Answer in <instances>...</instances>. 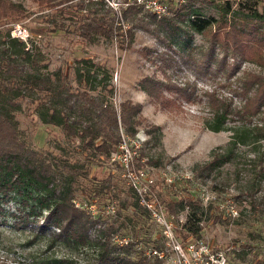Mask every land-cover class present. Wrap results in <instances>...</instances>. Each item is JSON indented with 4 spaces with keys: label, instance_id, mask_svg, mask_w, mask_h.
<instances>
[{
    "label": "rangeland",
    "instance_id": "rangeland-1",
    "mask_svg": "<svg viewBox=\"0 0 264 264\" xmlns=\"http://www.w3.org/2000/svg\"><path fill=\"white\" fill-rule=\"evenodd\" d=\"M12 1L23 6L25 16L19 20H0V40L6 32L14 36L12 32L19 26L23 37H16L25 42L30 57L37 55L35 72L58 70L66 75L65 80L72 90L85 89L116 108L127 98L142 104L143 119L135 136L128 137L120 129L121 139L124 136L131 154L130 166H125L124 170L120 162L122 155L118 157L117 154L121 153L120 148L110 158L93 161L87 177L98 182L109 180V191L89 200L87 192L82 189L77 193L76 205H83L96 217L100 215L109 219L118 201L111 195L121 192L120 196H126L130 187L133 188L126 175L127 168H145L153 179L148 194L156 202V213L150 211V217L142 223L137 222L134 228L140 239L136 246L144 254L155 258L152 249H157L162 253V256L157 255L163 259L162 264H264V210L260 212L249 204L250 194L255 197L264 195V177L258 185L257 180H252V145H238L234 157L207 176L199 177V172H192L195 165L209 160L215 147L221 145V151L224 150L232 134V129L228 128L238 124L236 120H229L225 128L218 131L206 125V120L212 116L211 90H215L218 96L228 94V88L221 86V82L227 80L238 84L245 72L262 71V68L242 60L238 71L229 79L223 68L218 73L205 74L199 70L197 62L207 47V38L194 32L189 47L185 48L191 58L180 60L175 43L163 42L150 31L123 18L120 8L127 2L122 0H104L97 4L86 0L84 8L79 6L80 0H55L53 5L42 3V0ZM224 2L239 13L257 10L264 16V0H215V3L129 0L130 4L141 8L137 15L145 20H150L151 14L157 17L171 15V8L189 3L196 14L217 18L221 10L218 4ZM87 14H96L104 22H111L114 17L122 26L121 34L112 37L96 35L93 40H86L79 33V24ZM221 54L216 47L215 56L219 58ZM228 61L232 62V58L228 57ZM147 77L161 81L162 92L167 98L164 105L152 99L142 88ZM178 86L185 90L189 87L188 98L175 90ZM38 100L18 99L19 106L13 113L21 138L44 155L87 162L85 153L75 147L78 140L67 138L59 126L41 120L36 109ZM235 100L237 103L238 99ZM153 125H158L159 129ZM136 143L138 147L134 145ZM259 151L264 158V141ZM89 179L82 180L87 187L91 182ZM181 198L198 204L201 227L198 239L193 235L182 237L187 209L172 214L165 208L169 201ZM19 199L17 194L8 199L0 198V264H32V260L39 256L72 257L80 262L86 253H92L90 249H76L63 241L49 244L47 237H35L32 220L36 214L22 221L13 215L21 213ZM108 201L114 203L103 206ZM229 203L234 205L235 214L227 209ZM131 212L132 208L123 211L124 214ZM131 232L126 224L114 235L113 241L118 245L125 244L122 240L129 238ZM173 241L181 245L182 251L174 249ZM157 242L160 248L156 247ZM190 243L192 250H188Z\"/></svg>",
    "mask_w": 264,
    "mask_h": 264
},
{
    "label": "trees",
    "instance_id": "trees-1",
    "mask_svg": "<svg viewBox=\"0 0 264 264\" xmlns=\"http://www.w3.org/2000/svg\"><path fill=\"white\" fill-rule=\"evenodd\" d=\"M53 1L42 0V3L53 5ZM88 1L96 4L104 2ZM200 1L215 3V0ZM86 2L80 0L78 3L84 8ZM122 2H127L125 7L120 8L123 18L150 31L163 42L175 43L180 60L190 56L185 48L189 47L194 32L207 38V47L197 62L199 70L205 74L218 73L223 68L226 70L225 77L229 79L238 71L242 60L262 68V71L245 72L238 84L227 80L221 82V86L228 88V94L218 96L215 90H211L209 103L212 116L206 120V125L218 131L224 129L229 120H236L238 124L228 128L232 129V134L223 151V146L215 147L209 160L192 169L193 173L199 172V177L207 176L215 168L230 161L238 145L250 144L254 154L252 180H257L258 185L264 177V158L259 151L264 141V16L257 10L239 13L228 2H224L218 4L221 10L217 18L204 17L196 14L189 3L171 8V15L157 17L151 14V19L145 20L137 15L141 9L139 6L130 4L129 0ZM24 16L21 4L0 0V20H19ZM85 19L79 24V33L86 40H93L96 35L112 37L113 34H121L122 26L119 20L116 23L114 17L111 22H104L96 14H87ZM129 36L132 37V31ZM26 47L24 41L10 36L9 32L0 40V198L20 195L21 213L13 215L22 221L36 214L32 220L35 237L45 236L49 244L63 241L76 249L92 250L80 262L72 257L39 256L32 260V264H162L163 259L157 255L149 258L136 246L140 239L134 228L137 222L147 220L151 212L140 202L139 195L132 187L126 196H120L121 192L111 195L117 197L118 201L109 219L101 218L100 215L96 217L86 211L83 205L81 207L75 203L77 193L82 189L87 192L89 200L109 191L110 181L89 179L88 168L93 165V161L110 158L117 150L121 142V128L126 136H135L143 119L142 104L127 98L116 108L111 102L85 89L72 90L65 80L66 75L58 70L35 72L33 67L37 63V55L30 57ZM216 47L222 53L219 58L215 56ZM228 57L232 58V62L228 61ZM142 85L152 99L164 105L167 101L164 99L167 98L162 92L161 81L147 77ZM166 88L170 89V86ZM175 90L186 98L191 92L189 87L185 90L178 86ZM26 97L39 99L36 109L44 123L59 126L67 138L78 140L75 147L85 153L87 162L44 155L21 138L13 111L19 106L18 99ZM153 127L159 129L158 125ZM87 179L91 181L88 187L83 183ZM109 203L114 202H104L103 206ZM249 204L251 208H258L262 212L264 195L255 197L250 194ZM130 208L131 214L123 213ZM165 208L172 214L187 209L182 237H200L198 204L181 198L169 201ZM126 224L130 226L131 236L125 244L118 245L113 237ZM156 247L160 248L158 242Z\"/></svg>",
    "mask_w": 264,
    "mask_h": 264
},
{
    "label": "built area",
    "instance_id": "built-area-1",
    "mask_svg": "<svg viewBox=\"0 0 264 264\" xmlns=\"http://www.w3.org/2000/svg\"><path fill=\"white\" fill-rule=\"evenodd\" d=\"M156 11L159 12V10H157V9H156ZM12 33L14 36L23 37V31L19 26L15 27ZM131 141L133 142L134 140H131ZM126 144H125L124 136H122L121 142L118 146V148L121 149V153H117V154H118V157H120V154L122 155L120 162H121L122 166L124 167V170H125V166L126 167L130 166V162H131V156H130L131 154H129V148L127 147ZM134 145L136 147H138L137 143ZM133 152H135V150ZM126 175L131 180L133 188H135L137 190L139 198H140V202L143 205H145L151 212H154L156 209V202L151 200V198L149 197V194H148L149 184L153 181V179L149 177L147 170L145 168H137L136 170H131L130 168H127ZM226 207L233 214L236 213V209L234 208V205L232 203L227 204ZM154 213H156V212H154ZM172 240H173V238H172ZM122 241H124L126 243L128 241V238L127 239L124 238ZM173 245L174 246L176 245V244H174V241H173ZM192 247H193L192 243H190L188 246V250H192L193 249ZM174 249H178V250L182 251V247L179 243H177V245L174 247ZM152 250H153L152 252L154 254H156L158 256H162V253L158 252L157 249H152ZM181 255L184 256V253H182Z\"/></svg>",
    "mask_w": 264,
    "mask_h": 264
}]
</instances>
